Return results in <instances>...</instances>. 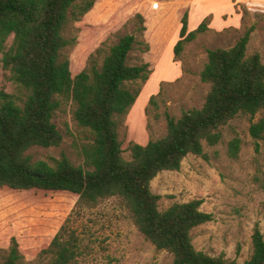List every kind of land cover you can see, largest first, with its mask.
I'll return each instance as SVG.
<instances>
[{
  "label": "rangeland",
  "instance_id": "374dc122",
  "mask_svg": "<svg viewBox=\"0 0 264 264\" xmlns=\"http://www.w3.org/2000/svg\"><path fill=\"white\" fill-rule=\"evenodd\" d=\"M194 1L97 0L81 20L69 21L65 26L63 34L70 44L63 49L62 57L70 59L72 76L86 65L100 67L110 48L131 33L137 42L128 63L150 64L149 79L118 127L127 160L131 159L132 143L146 145L167 134L166 113L179 117L183 111L204 105L210 84L202 81L201 72L209 49H229L254 27L247 54L259 52L264 62V4ZM186 11L195 25L203 15L197 27L208 19V29L184 44L176 57L174 47ZM139 14L144 18L145 31H139ZM146 43L150 48L143 51ZM1 90L20 104L26 98L25 90L2 67ZM75 108L73 103L62 100L53 117L62 142L59 146L31 147L27 154L33 160L53 164L66 154L76 165L83 162L78 153L80 145L90 141L91 135L79 126ZM261 117L264 111L254 118L235 117L221 127L218 144L204 142L208 159L189 154L179 170H163L151 182L152 191L160 196V210L176 202L202 198L201 209L212 213L213 220L191 231L195 248L212 256L223 254L239 264L253 253L252 234L257 223L264 234V139L255 140L249 132L250 124ZM234 138L241 140L237 157L229 153V143ZM57 235L63 241L76 239L78 255L71 264H174L171 252L158 250L141 233L133 214L118 196L83 204L77 194L69 191L0 188V260L16 245L21 255L19 264H53L54 253L48 249Z\"/></svg>",
  "mask_w": 264,
  "mask_h": 264
},
{
  "label": "trees",
  "instance_id": "16d2710c",
  "mask_svg": "<svg viewBox=\"0 0 264 264\" xmlns=\"http://www.w3.org/2000/svg\"><path fill=\"white\" fill-rule=\"evenodd\" d=\"M96 2L0 0V67L26 92L20 104L13 95L0 91V188L69 191L83 204L118 196L141 233L158 250L171 252L174 264H239L223 254L212 256L195 248L191 231L213 220L212 213L201 209L202 198L176 202L160 210V196L152 191L151 182L163 170H179L189 154L208 159L204 142L218 144L222 126L239 115L254 118L264 111V62L259 52L247 54L254 27L231 48L208 50V61L201 72L202 81L210 84L204 105L183 111L179 117L166 113L167 134L146 145L132 143L131 159L127 160L118 127L151 73L148 62L128 63L136 35L122 36L100 67L86 65L75 76L70 59L62 57L63 49L70 44L63 34L65 26L81 20ZM139 18V31H145L144 18L141 14ZM207 24L205 19L188 31V12L184 13L174 47L176 57L184 44L208 29ZM149 48L146 43L143 51ZM62 100L76 106L75 119L91 135L90 141L80 145L78 153L83 162L79 165L66 154L53 164L33 160L27 154L33 146L61 144L63 136L53 117ZM249 132L255 140L264 139V117L252 122ZM240 147L241 140L232 139L230 155L237 157ZM252 242L253 253L241 264H264V234L258 223ZM48 250L54 253L53 264L74 263L78 255L76 239L63 241L60 235ZM20 256L15 245L0 264H19Z\"/></svg>",
  "mask_w": 264,
  "mask_h": 264
},
{
  "label": "crops",
  "instance_id": "0c3cea01",
  "mask_svg": "<svg viewBox=\"0 0 264 264\" xmlns=\"http://www.w3.org/2000/svg\"><path fill=\"white\" fill-rule=\"evenodd\" d=\"M240 3H246L247 5L250 3H261L264 4V0H239ZM195 3H197V1H194ZM203 15L199 18V21L196 23H193L191 19H189V15H188V31H192L197 27V24L202 20ZM230 23V22H229ZM227 23V24H229Z\"/></svg>",
  "mask_w": 264,
  "mask_h": 264
}]
</instances>
